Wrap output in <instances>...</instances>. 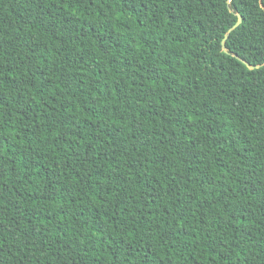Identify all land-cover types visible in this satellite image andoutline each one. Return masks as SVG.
I'll use <instances>...</instances> for the list:
<instances>
[{"label":"trees","instance_id":"trees-1","mask_svg":"<svg viewBox=\"0 0 264 264\" xmlns=\"http://www.w3.org/2000/svg\"><path fill=\"white\" fill-rule=\"evenodd\" d=\"M0 264H264V0H0Z\"/></svg>","mask_w":264,"mask_h":264},{"label":"water","instance_id":"water-1","mask_svg":"<svg viewBox=\"0 0 264 264\" xmlns=\"http://www.w3.org/2000/svg\"><path fill=\"white\" fill-rule=\"evenodd\" d=\"M238 19L237 21L231 26L228 28V30L226 31L222 41H221V45H222V50L224 52H228L227 51V48H226V44H225V40L227 39L228 35L230 34V32L240 24V22L242 21V18L241 16L238 14ZM234 57H236L238 60H240L241 62H243L244 64H246L249 68H254V67H259L260 65H251L249 63H247L244 59H242L240 56H238L237 54H233Z\"/></svg>","mask_w":264,"mask_h":264}]
</instances>
